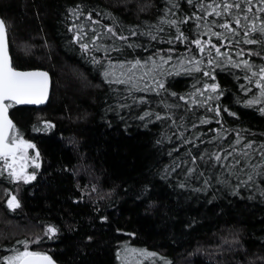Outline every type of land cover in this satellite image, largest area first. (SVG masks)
I'll return each instance as SVG.
<instances>
[{"label": "trees", "instance_id": "16d2710c", "mask_svg": "<svg viewBox=\"0 0 264 264\" xmlns=\"http://www.w3.org/2000/svg\"><path fill=\"white\" fill-rule=\"evenodd\" d=\"M195 2H203L205 11L196 8ZM211 3L212 0H194L189 6L187 0H180L181 8H172L175 15L169 14L167 18L182 19L185 14L191 16L196 12L202 18L201 31H205L204 23L210 24L212 20L217 22L213 26L215 31H224L218 27L224 19L231 21L233 27H239L231 16L216 17L208 7ZM79 4L104 25L113 24L120 34H127L129 26L133 25H139L141 30L155 27L160 23L159 17L165 15V0H0V17L6 21L14 68L42 69L52 77V92L45 106L10 104L11 118L17 128L40 151V167L35 171L36 179L27 184L8 181L6 173L0 177V264H3L2 256L8 254L16 241L25 238L34 241L35 236H43V227L48 223L59 228L55 238H44L30 246L47 250L58 264H123L120 249L125 245L159 253L172 264H264L260 259L264 257V196L247 187L233 194L232 185L246 179L243 174L238 179L224 171L220 164L209 171L210 165L197 160L199 171L206 177L212 176V186L207 191H193L202 186L203 180L192 176L188 178L190 187H178V182L184 179V171L193 166L191 162L183 163L190 160V149L194 156L205 149L209 153L220 147L231 151L228 145L235 141L237 131L244 137L237 147L247 141H255L253 147H256L264 141V113L259 110L264 107V98L254 106L243 102L260 96L255 79L245 81L242 70L217 71L216 80L224 89L219 103L236 112L235 117L223 107L216 116L207 106L197 108L185 101H179L184 107L172 109L176 125H172L171 119L162 123L131 118L149 105L132 111L123 109L119 115L107 111L114 103L115 94L109 91L94 66L85 60L79 46L69 43L73 33L68 27L72 23H86L85 30L90 34L92 27L100 28L86 21L85 16L77 21L70 19L69 9ZM256 8L257 0H253V12L259 23L264 13L257 12ZM106 10L114 15H104ZM249 19H252L251 14ZM241 23H245L243 18ZM162 26L166 32L176 34L174 26ZM195 28V20L181 25L190 39L196 38ZM252 38L259 39V36ZM216 39L213 37L214 41ZM236 39L241 41V49L255 51L261 47L243 43L242 30ZM130 40L148 45L147 38L130 37ZM102 43L112 45L114 41L106 38ZM153 43L157 48L170 46L166 40ZM192 49V54H198L195 45ZM152 51L154 49L145 53L144 48H140L133 55L143 58ZM181 53L188 56L182 44L176 54ZM97 55L104 53L101 50ZM232 55L235 57V51ZM248 57L249 53L245 52L244 57L235 58ZM253 59L257 64L264 63V57ZM170 81L171 90L177 93L193 91L190 87L195 83L193 77L181 75ZM208 82L215 81L209 79ZM242 84L251 92L242 91ZM135 95L149 97L150 107L161 112L168 109L163 108L158 99L176 102V98H169L168 94L157 98L154 93L137 91ZM197 98L202 99L199 95ZM180 116H184L183 121ZM205 116L216 118L200 123L199 119ZM46 120L52 121L54 126L49 129L43 123ZM34 126L40 131H33ZM217 128L232 131L214 140ZM158 140L162 142L158 144ZM169 152H172L171 157ZM259 159L257 151L251 163H258ZM173 160L180 163L181 168L164 179L161 173ZM221 172L223 176L219 175ZM224 177L229 178L228 185L219 182ZM260 182L264 183V178ZM5 189H10L8 195H18L20 208L8 209ZM251 196L255 198L250 199ZM142 264L157 263L150 257Z\"/></svg>", "mask_w": 264, "mask_h": 264}, {"label": "snow or ice", "instance_id": "6c2138e0", "mask_svg": "<svg viewBox=\"0 0 264 264\" xmlns=\"http://www.w3.org/2000/svg\"><path fill=\"white\" fill-rule=\"evenodd\" d=\"M187 4L192 6L194 0H187ZM195 7L201 11H205V4L203 2H195ZM212 13L216 17L231 16L235 24L239 27H233V24L228 19H224L218 27L224 31H215L213 26L217 22L212 20L209 24L204 23L205 31L200 30L201 17L198 13L193 12L191 16L187 14L181 19H168V15L172 14V8H181L180 0H165V7L163 12L165 15L159 17L160 23L155 27L148 26L141 30L139 25L129 26L127 34H120L117 32L113 24L104 25L100 20L95 19L91 11H84V5L79 4L74 9L70 8L72 13L70 19L77 21L80 16H85L86 21H91L92 25H100V28H91V34L86 29V23H72L68 27V31L73 33L71 40L72 45H78L81 54L85 60L90 62L95 70L103 77V81L108 85L109 91L115 94V100L112 105H109L107 111H114L119 115L123 109L132 111L133 109L140 108L141 105H149L145 107L138 116H133V119H139L141 122H151L153 120L166 123L171 119L172 125L177 124L176 114L172 109L184 107L179 101H185L189 104L200 106H207L209 112H213L219 116L223 110L228 112L231 116L235 117L236 112H232L226 105L222 106L219 99L224 95V89L221 87L219 81L216 80L217 71H229L232 69L242 70L245 74L243 79L251 82L255 79V85L259 88V97L253 96L250 99L244 100L246 105L254 106L261 103L260 98H264V63L257 64L253 57H264V17L260 18L259 23L255 13L253 12V0H223L222 3L212 0L208 5ZM233 9L237 11H233ZM145 9L142 7L141 11ZM257 12L264 13V0H257ZM210 15L209 13H205ZM252 19H249V16ZM104 15L112 17L114 14L110 11H105ZM245 21L241 23V19ZM190 20H195L196 24V38L190 39L185 31L181 29V25H187ZM169 25L175 27V35L171 31L166 32L162 25ZM243 31L245 44H259V50L241 49L239 47L241 41L236 39L240 31ZM121 32H124L121 27ZM163 33V35H161ZM6 34V21L0 17V177L7 174V179L10 182H24L25 184L36 179L35 170L29 172V163L35 168L40 167V151L36 149V144L32 140L24 138V135L17 128V125L8 115V108L11 106L5 103L10 100L16 103L32 102L41 103L47 99L48 89V73L47 72H21L12 67L11 58L7 50ZM207 34V39H204ZM259 36V39H253V36ZM130 37H139L140 39L147 38V47L139 42L130 40ZM213 37L217 38L215 41ZM106 38H111L114 43L112 45L102 43ZM167 41L170 45L167 49L163 47L157 48L153 43L154 41ZM223 41V43H221ZM184 45V52L188 53L185 56L183 53L176 54L179 45ZM172 45H176L173 47ZM192 45L198 49V54H192ZM233 46V47H226ZM144 48L145 53L149 49H154L151 54L143 56L133 55L135 50ZM103 51L104 55H97L98 52ZM235 51V57H244L245 52L249 53V57L245 59H236L232 52ZM115 52L117 55L113 56ZM127 53V55H125ZM123 56L124 58H120ZM177 63L173 64L172 62ZM250 73V75H249ZM186 75L193 77L195 83L190 87L193 89L187 93H177L170 88V78ZM199 78H196V77ZM237 80L240 77H236ZM211 79L212 83L208 80ZM117 85V87H113ZM123 86V87H119ZM244 92H251V89L245 85H240ZM140 91L144 93H154L157 98L163 97L168 94V97H175V103H166L163 98L157 100L163 108L168 109L166 112L156 111L150 107L152 101L145 95L136 96L135 92ZM197 95L202 99H198ZM206 96V98H204ZM131 101L129 103L128 101ZM239 102V98L237 99ZM264 113V107L259 109ZM187 111V109H186ZM216 117L205 116L199 119L200 123H208L209 119ZM124 120V117H120ZM180 121L184 120V116L179 117ZM50 129L53 123L50 120L43 121ZM147 127L148 124L144 123ZM193 128L195 124L191 125ZM125 127L127 124L125 123ZM211 130V129H210ZM33 131H40L39 128L33 127ZM217 135L212 139H219L226 136L228 131L232 129L222 130L217 128ZM183 137L184 133H180ZM244 137L239 131L236 132V139L228 147L231 151H226L220 147L218 151L199 153L198 156L191 154V149L188 152L190 160H184V164H191L184 171V179L178 182V187L181 189L190 187L188 178L195 176L197 180H203L201 187L193 189V191L202 192L207 191L212 186V176H205L203 171H199L197 160L203 161L205 164L214 169L217 164H220L224 171L229 172L230 175H236L239 179L240 174H243L246 179L241 180L239 183L232 185L233 194H238L242 187L254 189L260 196H264V183L261 179L264 178V141H261L256 147L255 141H247L242 147H237L241 144ZM162 141L158 140L157 143ZM189 141L185 140V143ZM29 149H36L35 155H29ZM259 152V162L251 163L253 156ZM223 154V155H222ZM169 157L172 152L168 153ZM231 158V159H229ZM226 162V163H222ZM243 162V163H242ZM181 168V164L176 160L172 164L165 165L161 175L164 179L177 172ZM247 169V171H245ZM199 171V175L196 173ZM223 176V172L219 174ZM225 185L230 183L228 177H224L219 181ZM95 185L93 188L95 189ZM10 189H5L7 197L6 204L8 209L15 211L20 208L21 200L17 194L8 195ZM254 199V196L249 197ZM107 219V217H101ZM59 228L51 223L43 227L44 235H37L34 241L25 238L24 240L16 241L15 245L8 249V254L2 256L3 264H57V260L49 254L47 250H39L30 245L33 243L39 244L44 238L54 239L58 234ZM91 239V237H89ZM128 252L139 253V255L159 257L164 264H172V261L167 257L160 256L159 253L151 252L148 249L126 248L125 254ZM264 260V257H260Z\"/></svg>", "mask_w": 264, "mask_h": 264}, {"label": "rangeland", "instance_id": "374dc122", "mask_svg": "<svg viewBox=\"0 0 264 264\" xmlns=\"http://www.w3.org/2000/svg\"><path fill=\"white\" fill-rule=\"evenodd\" d=\"M35 151L36 149H29L28 152H29V155H35ZM2 161H0V165H2ZM33 170H37V168H35L33 165H31V163H29V167H28V171L31 172ZM18 183H24L22 181L18 182ZM126 248H131L130 246H123L121 249H120V260H121V263L123 264H142V261L145 260V259H149L150 256H147V255H144V256H141L139 255V253H131V252H128L127 254H125V249ZM155 259V262L157 264H164L163 261H161L160 259L157 260V257L154 258Z\"/></svg>", "mask_w": 264, "mask_h": 264}, {"label": "water", "instance_id": "95a60500", "mask_svg": "<svg viewBox=\"0 0 264 264\" xmlns=\"http://www.w3.org/2000/svg\"><path fill=\"white\" fill-rule=\"evenodd\" d=\"M5 38H6V42H7V50H8V54H9V57L11 58V63H12V57H11V53H10V47H9V39H8V33H7V28H6V34H5ZM12 67L13 66V63H12ZM18 71H21V72H47L48 73V89H47V99L43 100L41 103L37 104V103H32V102H22V103H16V102H13V101H10V100H6L5 103H8V104H15L16 106H20V107H41V106H45L49 99H50V96H51V92H52V77L50 75V73L46 70H42V69H33V70H20V69H17ZM8 115L9 117L11 118V114H10V107L8 108ZM12 119V118H11ZM58 264V263H57Z\"/></svg>", "mask_w": 264, "mask_h": 264}]
</instances>
